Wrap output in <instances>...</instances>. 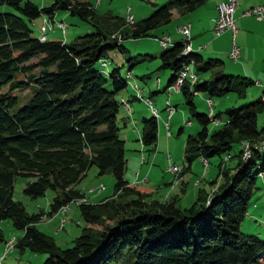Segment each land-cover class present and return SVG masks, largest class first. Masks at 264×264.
Segmentation results:
<instances>
[{
	"label": "trees",
	"instance_id": "obj_1",
	"mask_svg": "<svg viewBox=\"0 0 264 264\" xmlns=\"http://www.w3.org/2000/svg\"><path fill=\"white\" fill-rule=\"evenodd\" d=\"M207 1L168 0L159 7L151 2L154 11L147 18L127 25L122 19L97 14L85 0H53L48 7L31 0H0V6L15 11L0 12V221L10 220L23 231L15 248L45 254L42 264H264V241L240 230L257 191V179L264 174V149H253L244 160L241 148L243 142L264 136V127L257 126L263 97L216 115L211 112L210 118L197 112L193 103L200 93L207 102L229 94L242 101L253 81L222 73L218 59L204 61L194 51L182 55L183 40L163 49L159 69L171 72L163 93L185 66L195 68L191 70L195 82L185 80L179 89L189 119L201 127L186 140L188 166L183 172L195 158L209 165V159L226 155L210 182L215 191L198 189L194 201L181 207L180 195L158 200L146 187L124 179L125 141L118 120L123 99L118 95L127 82L119 68L108 76L95 68L111 52L126 54L124 40L149 37L151 31L171 22L173 12L184 16ZM57 11H68L92 31L71 42L39 41L28 24L40 16L52 19ZM124 26L129 27L127 32L121 31ZM106 63L101 66L106 68ZM210 72L208 79L200 78ZM21 93L27 100L15 109ZM221 115L223 124L209 133L208 124L222 122ZM186 123L190 125V120ZM140 124L138 141L147 152L155 151L156 119L142 118ZM234 145L238 151L231 155ZM232 159L236 164L225 169L222 163ZM93 167L99 176L113 177V193L102 202L78 205L85 227L71 247L61 249L53 237L36 228L45 214H28L13 198L14 178L27 179L22 193L32 200L48 190L54 193L51 217L69 202L83 199L75 186Z\"/></svg>",
	"mask_w": 264,
	"mask_h": 264
},
{
	"label": "rangeland",
	"instance_id": "obj_2",
	"mask_svg": "<svg viewBox=\"0 0 264 264\" xmlns=\"http://www.w3.org/2000/svg\"><path fill=\"white\" fill-rule=\"evenodd\" d=\"M31 1L39 7H48L53 2V0ZM85 1L92 5L97 14H108L114 19H122L127 25H131L134 22L147 18L152 11H154L151 2L155 4L156 7H159L168 0H152L150 2L144 0ZM0 12L15 13L12 8L7 6H0ZM132 16L134 22L131 20ZM45 18L47 19V21L45 20L46 22L44 21ZM45 18L40 16L28 24L35 38H38L40 35V26H45V24H49L48 22L55 23L62 21L67 25L64 33L54 26L50 30L48 28L46 33V39L48 41L71 42L75 38L92 31V27L89 24L81 21L76 16L70 15L68 11H57L54 18L51 20H48V17ZM174 26V23H169L151 31L149 37L124 40L123 46L126 49V54L117 51L111 52L103 58L105 62H98L95 65V68L102 71L106 76H108L114 69L119 68L122 78L127 82V88L120 93L125 97L133 96L135 99L138 98V95L141 93V96L144 98L143 101H138L136 99L137 102L135 103V109H137L135 113H133L132 118L131 116H128L129 114L127 115V113H125L123 110L124 108L121 107L119 110L118 120L119 126H121L119 132L120 137L123 140L125 136L129 137V139L125 141L126 166L124 179L129 182L132 179H138V175L141 179L147 178V171L152 169L149 183L146 184V187L153 189V198L164 201L180 195L181 207H187L192 201V196L196 194L198 189H204L207 192L215 191V187L211 190L210 182L216 179L218 175V165L224 160L226 155L223 154L221 157H213L209 159V165L201 163L202 160L200 162V158H195L189 170L183 172V168H187L188 166L184 158L186 140L189 136H195L200 131L201 127L195 120L189 119L185 100L181 93L170 92L168 95L167 92L157 95L166 98L164 105L166 101L169 102L171 99L169 104L171 103L170 105L172 107L176 106L174 107L175 111L172 114L173 116H171L168 121L169 127L167 129L165 126L168 116L166 110L165 112L159 113L160 109L158 110L154 102L152 103L150 98H148L150 93L158 91V79L162 80V84L165 85L171 75L167 70L159 69V57L163 53V49L158 42V36L162 33H169L173 36V39L182 38L180 35H174V33H172ZM128 30V26L121 27L122 32H127ZM130 58H135L136 60L134 62L128 61ZM106 62H108V66L106 68L102 67L101 63L106 66ZM130 65H132L131 72H129L126 77V72ZM191 70L195 71V68L192 67ZM133 75L134 77L130 78ZM208 77L209 75H207V73L200 75L201 79H206ZM141 78L143 79L141 80ZM135 87L140 92L137 91ZM120 93L119 95H121ZM18 98L20 105L15 109H19L27 100L25 93L19 94ZM211 100L213 115L223 112L226 108L237 107L242 103L251 101L249 100V96L246 99L239 101L233 94H229L226 97H212ZM193 103L196 106L197 112L206 114L209 118L213 116L212 113L210 114L207 98L204 94L200 93L194 96ZM151 108L157 109L158 117L154 116V118L158 124V141L156 150L153 152H147L138 141L140 139L138 136L141 129V118H139V113L137 112L145 110L146 113H148L145 118H150L151 116L153 117ZM165 114L166 117L164 119L163 117ZM263 115L264 114L261 113L257 116V126L259 130L263 126ZM122 118H124L126 127H123L121 124ZM220 119L222 122H210L208 124L209 133L216 131L221 127L225 118L221 115ZM187 120H190V125L186 123ZM237 151L238 146L234 145L231 155L236 154ZM170 155L172 156V160H170ZM236 161V159H232L231 161L223 162L222 166L225 167V169L232 168L236 164ZM174 163L179 165L178 167L180 171L178 170L176 174L173 175L166 173V169ZM206 170H209L210 174L203 176V172ZM183 175L186 184L185 187H181L180 189V186L184 184ZM201 179L200 186L196 188L194 186V180H198L195 182V185H198L199 180ZM26 181L27 179L22 176H16L14 178L13 198L24 205L28 214L44 213L45 216L36 224V228L42 233L53 237L56 244L61 249L71 247L72 241L80 235L81 229L85 227V223L80 216L78 205L71 206L63 215L57 213L50 217L48 215L50 212L49 203L52 200L54 193L48 190L45 196L32 200L22 193ZM168 183L170 184L167 185ZM175 186L177 187L175 188ZM256 186L257 191H255L250 201L247 215L241 223L240 230L243 234L256 235L264 241V174L257 179ZM77 187L79 189H84L83 203H99L98 201L102 197L109 198L112 195L114 179L110 174L99 176L97 169L93 167L89 170L88 175L77 184ZM101 187L103 189H101ZM174 188L175 190H173ZM183 191L185 192L182 194ZM98 196L101 198L97 199ZM254 215L257 217H253ZM0 230L3 237V241L0 242V264H42L47 257L45 254H34L28 250L21 252L14 247L16 240L22 237L23 231L15 229L10 220L0 221ZM6 245H8V247L13 246L14 249L9 251V253L7 252L5 255Z\"/></svg>",
	"mask_w": 264,
	"mask_h": 264
},
{
	"label": "crops",
	"instance_id": "obj_3",
	"mask_svg": "<svg viewBox=\"0 0 264 264\" xmlns=\"http://www.w3.org/2000/svg\"><path fill=\"white\" fill-rule=\"evenodd\" d=\"M221 1L222 0H208L205 3V5L195 9L191 13L186 14L184 16H180L178 13L173 12L172 20L170 23H174L175 26L172 29L173 30L172 33H174V35L175 34L180 35L177 33L176 28L183 26L185 24H189L190 25V44H191L192 51H194L195 54H198L204 61L207 59L220 60L222 62L221 72L224 74L240 76V77H244V78H247L253 81V87L249 88L250 90L248 89L246 98L249 96V100L252 101V100L263 97V101H264V21H258L253 17L243 16L244 12L249 10L250 8L264 4V0H238L237 1V5H236V8L233 14V18H234L235 26H236V34L234 36L233 43L239 50V56L236 61H231L228 57V53L232 46L231 33L229 31L221 32L218 35L215 33V20L217 18V6ZM45 17L46 16H43V18ZM48 20H51V19L48 18ZM162 36H168L171 39L172 43L182 41V38L173 39V36L169 33H166V34L162 33L160 36H158V38ZM168 72L171 74L170 71ZM211 74H212L211 72L207 73L209 77L211 76ZM132 77H134V75L131 76L130 78ZM142 79L143 78H141V80ZM166 84L167 82L165 83V85H163L162 80L158 79V91H160L159 94H164L163 92L166 87ZM157 95L150 93L148 98H150L152 103L154 102L158 110L160 109L159 113L165 112L164 101L166 100V98H162ZM118 96H119L118 97L119 99L122 98L129 104L130 114L129 115L127 114V115L131 116L132 118L133 113H135L137 109V108L135 109V103L137 102V100L133 96L125 97L122 94ZM211 106H212V100H211V105L209 106L210 108L209 110H211V112L213 113ZM137 113H139V118L141 119L145 118V116H147L148 114L146 113L145 110H140V112H137ZM262 113L264 114V108H263ZM165 117H166V114L164 115L163 118L165 119ZM262 122H263L262 127H264V115H263ZM121 124L123 127H126L124 118L121 119ZM138 138H140V134ZM128 139H129L128 136L124 137V141ZM170 160H172L171 155H170ZM175 165L179 166L178 164H175ZM206 171L203 172V176L210 174L209 170L207 172ZM151 173H152V169L147 171L146 173L147 178L141 179L140 176L138 175L139 177V178L137 177L138 179H134V180L132 179L131 181H129V183L142 185L146 187L147 186L146 184L149 183V177ZM183 181H184V175H183ZM197 181L198 180H194V186L196 188L200 186L202 179L199 180L198 185H195V182ZM169 184L170 183H168L167 185ZM185 184L186 183L184 181V184L180 186V189L181 187H185ZM176 187L177 186H175V188ZM175 188L173 190H175ZM75 189L79 190L81 193L84 194V189H79L77 185L75 186ZM147 189L153 192V189L151 188H147ZM100 198H101L100 196L97 197V199H100ZM106 198L108 197H102L98 202L103 201ZM195 198H196V194L192 196L191 202H193ZM255 216L256 215H254L253 217Z\"/></svg>",
	"mask_w": 264,
	"mask_h": 264
},
{
	"label": "built area",
	"instance_id": "obj_4",
	"mask_svg": "<svg viewBox=\"0 0 264 264\" xmlns=\"http://www.w3.org/2000/svg\"><path fill=\"white\" fill-rule=\"evenodd\" d=\"M237 1L238 0H222L217 6V18L215 20V33L217 35L220 34L221 32H224V31H229L231 33L232 46H231V49L228 53V57L231 61H236L238 56H239V50L233 43L234 42V36L236 34V26H235L233 14H234V11H235V8L237 5ZM243 16L253 17L258 21H264V4L250 8L249 10L244 12ZM133 19L134 18L132 16L131 17L132 22H134ZM45 20L47 21L46 18L44 19V21ZM48 23L49 24H46L45 26L43 25L40 27V35H39L38 39L41 42L46 40V33L48 31V28L50 30L53 28V26H55L62 33H64L66 28H67V25L62 21L55 22V23L54 22H48ZM176 31L178 34H180V36H182V40L185 44L182 55H186L192 51L191 44H190V25L185 24L183 26L177 27ZM158 42L160 43V46L162 49H166V48L170 47L172 44L171 39L168 36H162V38H160L158 40ZM191 67H192V65H187L183 68V70L179 73V76H178L175 84L168 89V91H167L168 95L170 92H179V89L185 80H188L191 83L195 82L196 75L191 71ZM135 89H136V87H135ZM137 91H139V90H137ZM136 99L138 101H143L144 98L141 96V93H140L138 95V98H136ZM121 102H122V107L124 108L125 112L127 114H130L128 103L125 102L124 100H121ZM207 103L209 106L211 105V101H208ZM165 110L168 114L167 123L165 124L166 129H167L169 127L168 121L171 118L172 114L174 113L175 109H174V107H172L169 104V102L166 101L165 102ZM151 112H152L153 116L158 117L156 108H154V109L151 108ZM210 113H211V110H210ZM241 148H242V158L244 160H248L250 155H251V151L253 149H256V150L264 149V136L262 137V139L260 141H256V142H252V143L243 142L241 144ZM226 159H228V157ZM202 163L203 164L205 163V165L207 164V162L205 160H202ZM178 170H179V167L177 165H172L166 169V173L173 175V174H176V172ZM261 175H263V174H261ZM101 189H103V188L101 187ZM81 203H83V199L71 201L67 205L63 206L59 210V213L64 214L65 212H67L70 209L71 206L79 205ZM13 249H14V247H8V245H6L5 255L7 254V252L9 253V251H11ZM5 255H4V257H5Z\"/></svg>",
	"mask_w": 264,
	"mask_h": 264
},
{
	"label": "bare ground",
	"instance_id": "obj_5",
	"mask_svg": "<svg viewBox=\"0 0 264 264\" xmlns=\"http://www.w3.org/2000/svg\"><path fill=\"white\" fill-rule=\"evenodd\" d=\"M131 22V21H130ZM129 23V22H128ZM46 25V24H45ZM55 27V26H54ZM183 70V69H182ZM150 105V104H149ZM152 107H154V106H152ZM154 117V116H153ZM167 132H168V130H167ZM205 166V165H204ZM180 171V170H179ZM13 247V246H12Z\"/></svg>",
	"mask_w": 264,
	"mask_h": 264
}]
</instances>
